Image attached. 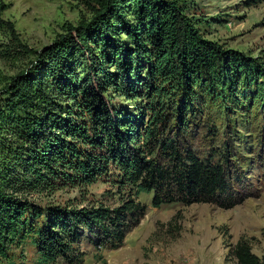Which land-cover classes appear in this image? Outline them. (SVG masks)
I'll use <instances>...</instances> for the list:
<instances>
[{"label":"trees","instance_id":"1","mask_svg":"<svg viewBox=\"0 0 264 264\" xmlns=\"http://www.w3.org/2000/svg\"><path fill=\"white\" fill-rule=\"evenodd\" d=\"M87 5L89 21L41 50L14 36L34 59L0 101V264H16L12 248L26 239L40 264H78L76 245L85 236L98 250L123 247L147 212L132 196L116 208L72 209L43 208L30 197L112 173L131 195L153 193L154 209L179 203L231 210L251 197L229 148L201 156L171 136L172 111L183 120V111L201 102L199 92L223 106L255 98L264 107V69L205 40L172 0ZM110 92L144 101L141 115L122 117ZM179 217L168 224L173 231L182 230L172 227ZM231 255L237 264H264L245 237Z\"/></svg>","mask_w":264,"mask_h":264},{"label":"rangeland","instance_id":"2","mask_svg":"<svg viewBox=\"0 0 264 264\" xmlns=\"http://www.w3.org/2000/svg\"><path fill=\"white\" fill-rule=\"evenodd\" d=\"M172 1L195 20L205 40L264 69V0ZM91 17L87 0H0V101L5 99L2 91L7 84L26 71L34 59L20 48L14 36L22 46L38 51L65 35L69 26L76 27ZM198 95L201 102L191 111L184 110L183 120L172 111L171 136L176 134L183 146L201 156L229 148L230 160L243 171L251 197L231 210L179 203L154 209L153 193L131 195L135 190L121 187L113 173L92 185L31 195L43 208H116L128 196L147 206L145 217L130 230L119 249L98 250L85 236L76 245L78 264H237L231 251L242 237L250 242L252 252L264 259V107L255 98L250 104L238 98L241 104L223 106L200 92ZM107 100L122 117H139L145 104L136 97L113 92ZM178 212L181 217L172 227L182 226V230L173 231L168 224ZM12 252L16 264H40L31 239L12 248ZM50 264L67 263L58 259Z\"/></svg>","mask_w":264,"mask_h":264}]
</instances>
